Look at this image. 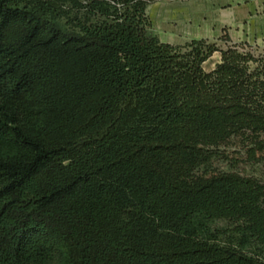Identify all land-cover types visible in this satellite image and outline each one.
I'll use <instances>...</instances> for the list:
<instances>
[{
	"label": "trees",
	"instance_id": "trees-1",
	"mask_svg": "<svg viewBox=\"0 0 264 264\" xmlns=\"http://www.w3.org/2000/svg\"><path fill=\"white\" fill-rule=\"evenodd\" d=\"M153 1L0 0V264H264V181L213 165L264 162V53L162 42Z\"/></svg>",
	"mask_w": 264,
	"mask_h": 264
},
{
	"label": "crops",
	"instance_id": "crops-1",
	"mask_svg": "<svg viewBox=\"0 0 264 264\" xmlns=\"http://www.w3.org/2000/svg\"><path fill=\"white\" fill-rule=\"evenodd\" d=\"M161 12L173 11L172 41L180 38L208 39L228 32L234 43H247L264 48V0H160ZM159 3V4H160ZM216 54L218 56H216ZM218 57L208 67L212 71L220 62ZM213 55V57H214Z\"/></svg>",
	"mask_w": 264,
	"mask_h": 264
},
{
	"label": "rangeland",
	"instance_id": "rangeland-1",
	"mask_svg": "<svg viewBox=\"0 0 264 264\" xmlns=\"http://www.w3.org/2000/svg\"><path fill=\"white\" fill-rule=\"evenodd\" d=\"M160 2V0H154L148 7V15L152 22V33L154 35H157L162 42H165L167 40L173 42V39H171L172 37L169 36V30H172L173 26V11L171 10L168 12H161ZM224 35L225 32L221 33L219 36H216L214 38H208V40L216 43L220 49H226L228 48V46H230V43H227L225 42V40H223ZM178 40V42L170 44L184 46L187 43L191 42L193 39L183 37ZM246 50L251 51L256 55L264 53V48H260L254 45H251V47H246ZM216 52H218L221 56L220 51ZM213 55L211 56L212 58L208 63V67L213 65L216 59L218 58L215 57V55L213 57ZM216 56L218 55L216 54ZM234 149V147L221 148L220 151L223 152L224 155L216 157L213 165L219 170L237 171L241 174L253 176L264 181V162L246 163L244 161H240V163H237V165L233 166L234 160L232 156H234V154H232V152L234 151ZM236 226L237 223L229 220H216L208 222V228L210 232L218 235L219 242L223 244L232 243L237 246L240 245L242 237L241 234H238L235 231ZM245 250L250 254L264 258V247L256 243L255 241H252L250 244H248L245 247Z\"/></svg>",
	"mask_w": 264,
	"mask_h": 264
}]
</instances>
